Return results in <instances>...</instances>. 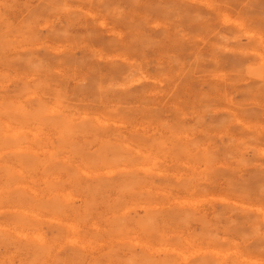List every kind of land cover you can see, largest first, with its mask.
<instances>
[{
	"label": "rangeland",
	"instance_id": "obj_1",
	"mask_svg": "<svg viewBox=\"0 0 264 264\" xmlns=\"http://www.w3.org/2000/svg\"><path fill=\"white\" fill-rule=\"evenodd\" d=\"M0 48V264H264V0H0Z\"/></svg>",
	"mask_w": 264,
	"mask_h": 264
},
{
	"label": "bare ground",
	"instance_id": "obj_2",
	"mask_svg": "<svg viewBox=\"0 0 264 264\" xmlns=\"http://www.w3.org/2000/svg\"><path fill=\"white\" fill-rule=\"evenodd\" d=\"M70 11H71V10H70ZM70 11H69V12H70ZM143 16H144V15H143ZM87 18H88V17H87ZM26 20H27V19H26ZM236 20H237V19H236ZM68 21H69V20H68ZM73 24H74V23H73ZM237 24H238V23H237ZM101 25H102V24H101ZM235 25H236V24H235ZM235 25H234V26H235ZM122 26H123V25H122ZM241 26H242V25L240 24V25L237 26V27L240 28ZM70 27H73V26H70ZM42 28H43V27H42ZM241 28H242V27H241ZM241 28H240V29H241ZM129 31H130V30H129ZM131 32H132V31H131ZM129 33H130V32H129ZM67 34H68V33H67ZM70 34H71V33H70ZM117 34H118V33H117ZM117 34H116V35H117ZM119 34H121V33H119ZM14 35H15V34H14ZM64 36H65V35H64ZM127 36H128V35H127ZM123 37H124V36H123ZM132 37H133V36H132ZM234 37H236V36H234ZM21 38H23V37H21ZM39 38H40V41H41V37H40V36H39ZM127 38H128V37H127ZM2 39H3V38H2ZM12 39H13V38H12ZM94 39H95V38H94ZM124 39H125V38H124ZM15 40H16V37H15ZM20 40H21V39H20ZM24 40H25V39H24ZM24 40H23V42H24ZM86 40H87V39H86ZM114 40H115V39H114ZM139 40H140V38H139ZM81 41H82V40H81ZM127 41H128V40H127ZM137 41H138V40H137ZM2 42H3V41H2ZM14 42H16V41H14ZM88 42H89V41H88ZM125 42H126V41H125ZM16 43H17V42H16ZM16 43H14V45H15ZM91 43H92V42H91ZM114 43H115V42H114ZM20 44H21V43H20ZM20 44H19V45H20ZM27 44H28V43H27ZM29 44H30V43H29ZM67 44H69V43H67ZM2 45H3V44H2ZM7 45L10 46L9 44H6V46H7ZM92 45H93V44H92ZM129 45H130V44H129ZM8 46H7V47H8ZM27 46H28V45H27ZM46 46H47V45H46ZM49 46H50V45H49ZM58 46H59V45H58ZM111 46H112V45L110 44V47H111ZM113 46H114V45H113ZM1 47L4 48L3 46H1ZM7 47H5V48L7 49ZM31 47H32V46H31ZM31 47H30V48H31ZM41 47H42V46H41ZM47 47H48V46H47ZM80 47H81V46H80ZM110 47H109V48H110ZM121 47H123V46H121ZM5 48H4V49H1V48H0V49L4 51ZM32 48H33V47H32ZM112 48H113V47H112ZM125 48H126V47H125ZM20 49H22V48H20ZM54 49H55V48H54ZM132 49H133V48H132ZM224 49H225V48H224ZM224 49H223V50H224ZM13 50H15V49H13ZM30 50H31V49H30ZM49 50H50V49H49ZM62 50H63V48H62ZM122 50H123V49H122ZM125 50H126V49H125ZM125 50H124V51H125ZM51 51H52V50H51ZM53 51H55V50H53ZM98 51H99V50H98ZM32 52H33V51H32ZM111 52H112V51H111ZM127 52H129V51H126V53H127ZM18 53H19V52H18ZM67 53H68V52H67ZM95 53H96V51H95ZM98 53H101V52L99 51ZM118 53H119V52H118ZM132 53H133V52H132ZM4 54H5V53H4ZM121 54H123V51H121ZM14 55H16V54L14 53ZM23 55H24V54H23ZM67 55H68V54H67ZM89 55H90V54H89ZM123 55H124V54H123ZM126 55H127V54H126ZM16 56H17V55H16ZM20 56H21V55H20ZM98 56H99V55H98ZM115 56H116V55H115ZM2 57H3V56H1L0 58H2ZM8 57H9V56H8ZM8 57H7V58H8ZM11 57H12V56H11ZM11 57H10V58H11ZM69 57H70V56H69ZM90 57H91V56H90ZM99 57H101V56H99ZM111 57H113V56H111ZM116 57H117V56H116ZM116 57H115V58H116ZM131 57H132V54H131ZM3 58H4V57H3ZM101 58H102V57H101ZM125 58H126L125 61H127V58H128V57H125ZM125 58H123V59H125ZM135 58H136V57H135ZM18 59H19V58H18ZM22 59H23V56H22ZM25 59H26V58H24V60H25ZM44 59H45V58H44ZM68 59H69V58H68ZM83 59H84V58H83ZM90 59H91V58H90ZM120 59H121V58H120ZM260 59H261V58H260ZM24 60L22 61V63L24 62ZM26 60H27V59H26ZM87 60H88V59H87ZM111 60H112V59H111ZM135 60H136V59H135ZM168 60H169V59H168ZM31 61H32V60H31ZM42 61H43V60H42ZM64 61H65V60H64ZM169 61H170V60H169ZM25 62H26V61H25ZM33 62H35V61H32V63H33ZM37 62L40 63V60L37 61ZM108 62H109V61H108ZM115 62H116V61H115ZM123 62H124V60H123ZM166 62H167V61H166ZM43 63H44V62H43ZM50 63H51V62H50ZM86 63H89V62H86ZM86 63H85V65H86ZM125 63H126V62H125ZM128 63H129V61H128ZM134 63H135V62H134ZM182 63H183V62H182ZM33 64H34V63H33ZM27 65H28V61H27ZM29 65H31V63H30ZM34 65H35V64H34ZM34 65H33V66H34ZM63 65H65V64H63ZM35 66H36V65H35ZM71 66H73V65H71ZM75 66H77V65H75ZM134 66H135V65H134ZM177 66H178V65H177ZM2 67H3V66H2ZM14 67H15V66H14ZM24 67H25V66H24ZM82 67H83V65H82ZM82 67H81V68H82ZM129 67H130V66H129ZM131 67H132V66H131ZM131 67H130V68H131ZM20 68H21V67H20ZM127 68H128V67H127ZM178 68H179V67H178ZM6 69H7V68H6ZM39 69H40V68H39ZM66 69H67V68H66ZM68 69H69V68H68ZM133 70H134V69H133ZM173 70H174V69H173ZM176 70H177V68H176ZM40 71H43V72H44L45 70H40ZM92 71H93V69H92ZM92 71H91V72H92ZM101 71H102V70H101ZM129 71H130V69H129ZM129 71H128V72H129ZM131 71H132V70H131ZM131 71H130V72H131ZM31 72H32V71H31ZM107 72H108V71H107ZM138 72H139V71H138ZM15 73H16V72H15ZM28 73H30V72H28ZM33 73H34V72H33ZM36 73H37V72H36ZM77 73H78V72H77ZM79 73H80V72H79ZM174 73H175V72H174ZM45 74H47V73H45ZM50 74H51V73H50ZM94 74H95V73H94ZM97 74H98V73H97ZM103 74H104V73H103ZM168 74H169V72H168ZM14 75H15V74H14ZM30 75H32V74H30ZM40 75H41V74H40ZM47 75H48V74H47ZM111 75H112V74H111ZM127 75H128V74H127ZM132 75L134 76V74H132ZM166 75H167V74H166ZM175 75H176V74H175ZM2 76H3V75H2ZM33 76H34V75H33ZM42 76H43V75H42ZM79 76H80V75H79ZM115 76H116V75H115ZM122 76L126 77L125 74H124V75L122 74ZM122 76H121V77H122ZM181 76H182V75H181ZM12 77H13V76H12ZM48 77H49V76H48ZM99 77H100V76H99ZM102 77H103V76H102ZM129 77H130V76H129ZM2 78L4 79V77H2ZM5 78H6V77H5ZM14 78H15V77H13L12 79L14 80ZM33 78H35V76H34ZM43 78H44V77H43ZM45 78H47V77H45ZM110 78H111V77H110ZM117 78H118V77H117ZM130 78H132V77H130ZM40 79H41V77H40ZM63 79H64V78H63ZM121 79H122V78H121ZM121 79H120V80H121ZM177 79H178V78H177ZM19 80H20V79H19ZM29 80H30V78L28 79V81H29ZM31 80H32V79H31ZM35 80H36V79H35ZM35 80H34V83H35ZM42 80H43V79H42ZM61 80H62V78H61ZM108 80H109V79H108ZM111 80H112V79H111ZM113 80H115V79H113ZM113 80H112V81H113ZM123 80H124V79H123ZM123 80H122V82H123ZM128 80H129V79H128ZM132 80H133V79H132ZM135 80L137 81L136 78H135ZM14 81H15V80H14ZM40 81H41V80H40ZM43 81H44V80H43ZM45 81H46V79H45ZM45 81H44V82H45ZM47 81H48V80H47ZM62 81H63V80H62ZM64 81H65V80H64ZM72 81H73V80H72ZM98 81H99V80H98ZM112 81H111V82H112ZM117 81H119V80H117ZM175 81H176V80H175ZM107 82H108V81H107ZM111 82H110V83H111ZM7 83H8V82H6V84H7ZM21 83H25V82H24V81H23V82L21 81ZM32 83H33V82H32ZM115 83H116V82H115ZM117 83H118V82H117ZM119 83H121V82H119ZM8 84H9V83H8ZM8 84H7V85H8ZM48 84H49V83H48ZM50 84L53 85L52 83H50ZM50 84H49V86H50ZM74 84H75V83H74ZM131 84H132V83H131ZM236 84H237V83H236ZM2 85H3V84H2ZM2 85H0V88H1ZM7 85H6V86H7ZM28 85H29V84H28ZM31 85H32V84H31ZM31 85H30V86H31ZM42 85H43V84H42ZM122 85H123V84H122ZM3 86H4V85H3ZM3 86H2V87H3ZM8 86H9V85H8ZM20 86H21V85H20ZM22 86H23V85H22ZM66 86H67V85H66ZM95 86H97V85H95ZM108 86H109V85H108ZM120 86H121V85H120ZM128 86H129V85H128ZM35 87H36V86H35ZM62 87L65 89V87H64L63 85H62ZM67 87H68V86H67ZM99 87H100V86H98V88H99ZM122 87H123V86H122ZM122 87H120V88H122ZM125 87H127V86H125ZM7 88H8V87H7ZM24 88H25V86H24ZM32 88H33V87H32ZM47 88H48V87H47ZM102 88H104V87H102ZM107 88H108V87H107ZM118 88H119V87H118ZM53 89H54V87H53ZM58 89H59V88H58ZM58 89H57V90H58ZM60 89H61V88H60ZM69 89H70V88H69ZM99 89H100V88H99ZM111 89H112V88H111ZM122 89H123V88H122ZM24 90H25V89H24ZM36 90H37V89H36ZM39 90H40V89H39ZM54 90H55V89H54ZM66 90H67V89H66ZM106 90H107V89H106ZM106 90H103V92L106 91ZM27 91H28V90H27ZM59 91H60V90H59ZM108 91H109V90H108ZM8 92H9V91H8ZM25 92H26V91H25ZM61 92H63V91H61ZM64 92H65V91H64ZM64 92H63V93H64ZM98 92H99V91H98ZM106 92H107V91H106ZM21 93H22V92H21ZM26 93H28V92H26ZM31 93H32V92H31ZM33 93H34V92H33ZM33 93H32V94H33ZM42 93H43V92H42ZM78 93H80V92H78ZM100 93H101V91H100ZM107 93H108V92H107ZM109 93H110V92H109ZM109 93H108V94H109ZM123 93H124V92H123ZM126 93H128V92H126ZM6 94H8V93H6ZM11 94H12V93H11ZM23 94H24V93H23ZM52 94H53V93H52ZM85 94H86V93H85ZM104 94H105V92H104ZM108 94H107V95H108ZM8 95H9V94H8ZM28 95H29V94H28ZM34 95L36 96V94H34ZM45 95H48V94H45ZM65 95H67V93H65ZM83 95H84V94H83ZM83 95H82V96H83ZM87 95H88V94H87ZM118 95H120V94H118ZM122 95L124 96V94H122ZM126 95H127V94H126ZM11 96H12V95H11ZM14 96H15V95H14ZM17 96H18V95H17ZM17 96H16V97H17ZM19 96H20V95H19ZM26 96H27V95H26ZM84 96H85V95H84ZM104 96H106V94H105ZM108 96H109V97H112V95H111V96L108 95ZM108 96H107V97H108ZM113 96H114V95H113ZM20 97H21V96H20ZM37 97H38V96H37ZM43 97H44V96H43ZM45 97H46V98H49L50 96H49V97H48V96H45ZM102 97H103V94H102ZM109 97H108V98H109ZM120 97H121V96H120ZM38 98H39V97H38ZM52 98H53V97H51V98H49V99H52ZM61 98H62V97H61ZM100 98H101V97H100ZM114 98H116V97H114ZM118 98H119V97H118ZM41 99H42V97H41ZM55 99H56V98H55ZM58 99H59V98H58ZM97 99H98V98H97ZM102 99H103V98H102ZM102 99H100V100H102ZM119 99H120V101H121L122 98H119ZM23 100H24V97H23L22 101H23ZM52 100H53V99H52ZM52 100H50V101H52ZM83 100H85V99H83ZM106 100H107V99L105 98V101H106ZM110 100H111V99H110ZM125 100H126V99H125ZM53 101H54V100H53ZM56 101H57V100H56ZM98 101H99V100H98ZM107 101H109V100H107ZM123 101H124V99H123ZM20 102H21V101H20ZM38 102H39V100H38ZM93 102H94V101H93ZM96 102H97V101H96ZM103 102H104V101H103ZM114 102H115V101H114ZM8 103H9V102H8ZM18 103H19V101H18ZM43 103H44V102H42L41 105H43ZM52 103H53V102H52ZM58 103H59V102H58ZM97 103H98V102H97ZM112 103H113V102H112ZM120 103H121V102H118L117 104L119 105ZM3 104H4V103H3ZM21 104H22V103H21ZM28 104H29V103H28ZM47 104H48V103H47ZM55 104H57V103H55ZM113 104H114V103H113ZM113 104H112V105H113ZM11 105H12V104H11ZM49 105H50V104H49ZM49 105H48V108H49ZM99 105H100V104H99ZM102 105H104V104H102ZM102 105H101V107H102ZM112 105H111V103H110V106H112ZM115 105H116V104H115ZM21 106H22V105H21ZM24 106H25V105H24ZM52 106H55V105L52 104ZM58 106H59V107H62V106H60V105H58ZM58 106H57V109L59 108ZM113 106H114V105H113ZM15 107H16V106H15ZM15 107H14V108H15ZM18 107H19V106H18ZM38 107H39V106H38ZM105 107H106L105 109H107V106H105ZM116 107H119V106H116ZM121 107H122V106H121ZM23 108H24V107H23ZM41 108H43V107H41ZM41 108H40V109H41ZM48 108H47V109H48ZM55 108H56V106H55ZM64 108H65V107H64ZM109 108H110V107H109ZM109 108H108V109H109ZM111 108H112V109H115L114 107H111ZM12 109H13V108H12ZM33 109H34V108H33ZM44 109L46 110V108H44ZM60 109H61V108H60ZM102 109L104 110V108H102ZM117 109H118V108H117ZM7 110H8V109H7ZM13 110H14V109H13ZM15 110H16V109H15ZM34 110H35V109H34ZM49 110H50V109H49ZM58 110H59V109H58ZM58 110H57V111H58ZM93 110H94V109H93ZM99 110H101V108H99ZM99 110H98V111H99ZM118 110H119V109H118ZM120 110H121V109H120ZM16 111H17V110H16ZM32 111H33V110H32ZM37 111H38V109H37ZM43 111H44V110H43ZM43 111H42V112L39 111V112H40V113H43ZM47 111H48V110H46V113H47ZM50 111H51V110H50ZM55 111H56V109H55ZM55 111H54V112H55ZM60 111H61V110H60ZM62 111H63V110H62ZM64 111H65V110H64ZM64 111H63V113H64ZM126 111H127V110H126ZM129 111H130V110H129ZM13 112H14V111H13ZM20 112H21V111H20ZM23 112H24V111H23ZM33 112H35V111H33ZM48 112H49V111H48ZM65 112H66V111H65ZM93 112H94V111H93ZM96 112H97V111H96ZM103 112H104V111H103ZM220 112H221V111H220ZM17 113L20 114L19 112H17ZM26 113H27V112H26ZM90 113H92V112L90 111ZM104 113H105V112H104ZM38 114H39V113H38ZM100 114H101V112H100ZM126 114H127V113H125V115H126ZM1 115H2V114H1ZM21 115H22V114H21ZM44 115H45V114H44ZM60 115H61V113H60ZM63 115H64V114H62L61 117H62ZM66 115H67V113H66ZM104 115H105V114H103L102 116H104ZM39 116H40V114H39ZM41 116H42V115H41ZM68 116H69V115H68ZM76 116H77V115H76ZM102 116H101V117H102ZM105 116H106V115H105ZM126 116H127V115H126ZM128 116H129L130 118H129ZM128 116H127V119H134V118H131L132 115L130 116V115L128 114ZM133 116H135V115H133ZM7 117H8V116H7ZM64 117H65V116H64ZM89 117L93 118V117H97V116H93V117H92V116H89ZM101 117H100V118H101ZM106 117H107V116H106ZM113 117L116 118V116H112V118H113ZM122 117H123V116H122ZM124 117H125V116H124ZM124 117H123V119H124ZM67 118H68V117H67ZM70 118H71V116L69 117V119H70ZM73 118H75V117H72V119H73ZM102 118H103V117H102ZM107 118H108V117H107ZM115 118H114V119H115ZM79 119H80V118H79ZM79 119H78V120H79ZM93 119H95V118H93ZM103 119H105V118H103ZM78 120H77V121H78ZM105 121H106V120H105ZM110 121H111V120H110ZM116 121H118V120H116ZM125 121H129V120H125ZM39 122H40V121H39ZM90 122H91V121H90ZM93 122H94V121H93ZM96 122H97V121H95V123H96ZM114 122H115V121H114ZM114 122H112V123L114 124ZM130 122H132V121L130 120ZM130 122H129V124H131ZM100 123H102V122H100ZM104 123H105V122L103 121V124H104ZM108 123H109V122H108ZM110 123H111V122H110ZM122 123H124V122H122ZM132 123H133V122H132ZM2 124H3V123H2ZM16 124H17V123H16ZM23 124H26V123H23ZM37 124H38V122H37ZM91 124H92V123H91ZM115 124H116V123H115ZM243 124H244V123H243ZM4 125H5V123H4ZM6 125H7V124H6ZM6 125H5V126H6ZM39 125H42V124H39ZM104 125H105V124H104ZM10 126H11V124H10ZM10 126H9V124H8V126H7V130L9 131V134L11 133V138H12V137L15 138L13 135H15L16 137H18V134H19V133H20V134H21V132L24 133V131L26 130V129L24 130L23 127L20 128V127H19L20 125H19V126H15V128H16V127L19 128V129H17V130H13V129H14V126H12L13 129H11ZM24 126H25V125H24ZM42 126H44V125H42ZM56 126H57V124H56ZM56 126H54V131H52V132H54L53 134H55V127H56ZM105 126H106V125H105ZM114 126H115V125H114ZM116 126H118V125H116ZM128 126H129V125H128ZM37 127H38V126H37ZM39 127H40V126H39ZM110 127H111V126H110ZM124 127H125V125H124ZM27 128H28V127H27ZM34 128H35V127H34ZM40 128H41V127H40ZM44 128H45V127H44ZM106 128H109V127L106 126ZM113 128L117 129L116 127H113ZM118 128H119V127H118ZM120 128H121V127H120ZM125 128H126V127H125ZM10 129H11V130H10ZM42 129H43V128H41L40 130L42 131ZM109 129H111V128H109ZM115 129H113V130H115ZM122 129H123V128H122ZM122 129H121V130H122ZM40 130H38V131L41 132ZM47 130H48V129H47ZM57 130H58V129H57ZM119 130H120V129H119ZM123 130H124V129H123ZM27 131L31 132L30 129H27ZM34 131H37V130L34 129ZM61 131H62V130H61ZM61 131H60V132H61ZM25 132H26V131H25ZM39 132H38V133H39ZM42 132H43V131H42ZM42 132H41V133H42ZM44 132H47V131L44 130ZM48 132L50 133V131H48ZM48 132H47V134H48ZM57 132L59 133V130H58ZM63 132L65 133V131H63ZM63 132H62V133H63ZM119 132H121V131H118V135H119ZM122 132H123V131H122ZM125 132H126V130H125ZM133 132H134V131H133ZM38 133H37V134H38ZM41 133H40V134H41ZM115 133H116V132H115ZM5 134H6V133H5ZM31 134H32V136H34L36 133H34V132L32 133V132H31ZM51 134H52V133H51ZM113 135H114V133H113ZM116 135H117V134H116ZM123 135H124V134H123ZM26 136H27V135H26ZM29 136H30V135H29ZM35 136H36V135H35ZM35 136H34V137H35ZM39 136H40V135H39ZM46 136H47V135H46ZM46 136L43 137V135H42V136H40V138L42 137V138L44 139ZM55 136H56V135H55ZM217 136H218V135H217ZM52 137H53V136H52ZM114 137H115V136H114ZM123 137H124V136H123ZM183 137H184V136H183ZM189 137H190V136H189ZM13 138H12V139H13ZM27 138H28V136H27ZM32 138H33V137H32ZM35 138H36V137H35ZM46 138H47V137H46ZM55 138H56V137H55ZM29 139H31V138H29ZM33 139H34V138H33ZM43 139H42V140H43ZM48 139H50V137H49ZM118 139H119V138H118ZM120 139H122L121 136H120ZM31 140H32V139H31ZM31 140H28V141L31 142ZM114 140H115V139H114ZM81 141H82V140H81ZM108 141H110V139H109ZM24 143H25V142H24ZM24 143H23V144H24ZM27 143H28V142H27ZM31 143H32V142H31ZM33 143H34V142H33ZM33 143H32V145H34ZM121 143H122V142H121ZM115 144H116V143H115ZM129 144H131V143H129ZM177 144H178V143H177ZM17 145L20 147L19 144H17ZM42 145H43V144H40L39 146L41 147ZM50 145H51V144H50ZM50 145H49V147H50ZM105 145H106V144H105ZM34 146H35V145H34ZM43 146H44V145H43ZM123 146L125 147V145H123ZM22 147H23V146H22ZM22 147H21V148H22ZM26 147H27V148H26ZM30 147H31V146H29V148H28V146L26 145L24 148L27 149V151L29 152ZM35 147H36V146H35ZM40 147H39V148H40ZM52 147H54V146L51 145V148H52ZM55 147H56V146H55ZM129 147H130V146H129ZM16 148H17V147H16ZM45 148H46V147H45ZM65 148H66V147H65ZM127 148H128V147H127ZM172 148H173V146H172ZM174 148H175V147H174ZM17 149L21 150L20 148H17ZM17 149H16V151H17ZM31 149H32V148H31ZM35 149H36V148H35ZM35 149H34V150H35ZM52 149H53V148H52ZM58 149H59V148H58ZM58 149H56V150L58 151ZM66 149H67V148H66ZM118 149H120L119 146H118ZM123 149H124V148H122V150H121V149H120V150L123 151ZM13 150H15V149H13ZM13 150H12V151H13ZM22 150H23V149H22ZM44 150H46V149H43V152H44ZM59 150H60V149H59ZM126 150L128 151V149H126ZM126 150H124V151L126 152ZM27 151H26V152H27ZM35 151H36V150H35ZM39 151H40V150H39ZM47 151H48V149H47ZM47 151H46V152H47ZM54 151H55V150H54ZM129 151H130V150H129ZM129 151H128V153H129ZM135 151L138 152V150H136V149H135ZM7 152H8V151H7ZM24 152H25V151H24ZM30 152H31V150H30ZM37 152H38V150H37ZM37 152H36V153H37ZM50 152H51V151H50ZM58 152H59V151H58ZM61 152H62V151H61ZM63 152H64V151H63ZM103 152H104V151H103ZM140 152H141V151H140ZM36 153H35V154H36ZM60 154H61V153H60ZM60 154H59V155H60ZM129 154H131V153H129ZM55 155H57V153H55ZM142 155H143V154H142ZM146 155H147V154H146ZM37 156H38V155H37ZM41 156L43 157V155H41ZM41 156H40V157H41ZM130 156H131V155H130ZM130 156H129V157H130ZM104 157H105V155H104ZM143 157H144V156H143ZM71 158H72V157H71ZM117 158H118V157H117ZM67 159H68V158H67ZM155 159H156V158H155ZM158 159H160V158H158ZM38 160H39V159H38ZM41 160H42V159H41ZM41 160H40V161H41ZM69 160H70V159H69ZM106 160H107V158H106ZM122 160H123V159H122ZM160 160H161V159H160ZM44 161H45V163H46V160H44ZM153 161H154V160H153ZM41 162H42V161H41ZM47 162H48V161H47ZM69 162H71V160H70ZM116 162H117V161H116ZM116 162H115V163H116ZM5 163H6V162H5ZM36 163H37V160H36ZM64 163H65V162H64ZM10 164H11V162H10ZM17 164H18V163H16V165H17ZM119 164H120V162H119ZM122 164H123V163H122ZM2 165H3V164H2ZM14 165H15V163H14ZM44 165H45V164H44ZM115 165H116V164H115ZM123 165H124V164H123ZM9 166L12 167V165H9ZM186 166H187V165H186ZM21 167H22V165H20V169H23V168H24V167H23V168H21ZM40 167H41V166H40ZM40 167H39V168H40ZM124 167H125V166H124ZM128 167H129V166H128ZM12 168H14V167H12ZM42 168H43V165H42ZM42 168H40V169H42ZM15 169H16V168H15ZM120 169L123 170L122 168H120ZM135 169H136V168H135ZM141 169H143V168H141ZM147 169H148V168H147ZM10 170H11V169H10ZM16 170L20 171L19 169H16ZM25 170H26V169H24V171H25ZM28 170H29V169H28ZM28 170H27V171H28ZM30 170H31V169H30ZM30 170H29V172H30ZM35 170H38V169H35ZM35 170H34V171L31 170V171H32V172H35ZM80 170H81V172H80ZM124 170H126V169H124ZM149 170H150V169H149ZM149 170H148V171H149ZM27 171H25V172L27 173ZM40 171H42V170H40ZM78 171H79V173L83 174V173H82V169H79V168H78ZM113 171H115V170H113ZM126 171H127V170H126ZM128 171H129V170H128ZM10 172H12V171H10ZM16 172H17V171H16ZM29 172H28V175L30 176ZM44 172H46V171H44ZM56 172H57V171H56ZM83 172H84V170H83ZM143 172H144V171H143ZM146 172H147V170H146ZM23 173H24V172L22 171L21 174H23ZM26 173H25V174H26ZM36 173H38V172H36ZM36 173H35V174H36ZM46 173H47V172H46ZM50 173H51V172H50ZM53 173H54V172H53ZM94 173H95V172H94ZM94 173H93V174H94ZM98 173H99V172H97V174H98ZM106 173H107V174L110 173L109 170H107ZM159 173H160V172H159ZM159 173H158V174H159ZM32 174H34V173H32ZM35 174H34V175H35ZM39 174H40V173H39ZM56 174H58V173H56ZM56 174H55V175H56ZM86 174H88V173H86ZM123 174H124V173H123ZM28 175H26V176H27L26 178H28ZM34 175H33V177H35ZM40 175H41V174H40ZM45 175H46V174H45ZM45 175H44V176H45ZM50 175H51V174H50ZM53 175H54V174H53ZM94 175H95V174H94ZM117 175H118V174H117ZM31 176H32V175H31ZM41 176H42V175H41ZM47 176H49V174H48ZM87 176H88V175H87ZM89 176H90V175H89ZM118 177H120V176H118ZM121 177H122V176H121ZM123 177H124V176H123ZM128 177H129V176H128ZM31 178H32V177H31ZM31 178L29 177V180H30ZM36 178H37V177H36ZM39 178H40V177H39ZM44 178H45V177H44ZM132 178H133V177H132ZM139 178H140V177H139ZM139 178H137V179H139ZM34 179H35V178H34ZM37 179H38V178H37ZM40 179H41V178H40ZM40 179H39V180H40ZM55 179H56V177H55L53 180H55ZM116 179H117V178H116ZM127 179H128V178H127ZM127 179H126V180H127ZM140 179H142V178H140ZM177 179H178V178H177ZM21 180H22V179H21ZM27 180H28V179H27ZM27 180H26V181H27ZM29 180H28V181H29ZM31 180H32V179H31ZM31 180H30V181H31ZM47 180H48V179H47ZM134 180H135V178H134ZM22 181H23V180H22ZM28 181H27V182H28ZM93 181H94V180H93ZM97 181H98V180H97ZM118 181H120V179H119ZM123 181H124V180H123ZM129 181H130V180H129ZM135 181H136V180H135ZM140 181H141V180H140ZM8 182H9V181H8ZM14 182H15V181H12V182H10V183H14ZM23 182H24V181H23ZM46 182H47V181H46ZM124 182H125V181H124ZM38 183H39V182H38ZM47 183H48V182H47ZM85 183H86V182H85ZM98 183H99V182H98ZM111 183H112V182H111ZM111 183H110V184H111ZM117 183H119V182H117ZM121 183H122V182H121ZM6 184H7V186H8V183H6ZM20 184H21V183H20ZM30 184H32V183H30ZM73 184H74V182H73ZM83 184H84V183H83ZM93 184H94V183H93ZM125 184H126V182H125ZM4 185H5V183H4ZM9 185H10V184H9ZM84 185H85V184H84ZM84 185H82V187H83ZM95 185H96V184H95ZM98 185H99V184H98ZM127 185H129V184H127ZM132 185H134V184H132ZM10 186H11V185H10ZM12 186H13V185H12ZM16 186H17V184H16ZM16 186H15V187H16ZM23 186H24V185H23ZM29 186H30V185H29ZM88 186H89V185H88ZM90 186H92V185H90ZM118 186H119V184H118ZM5 187H6V186H4V188H5ZM24 187H28V186H26V184H25ZM123 187H124V186H123ZM6 188H7V187H6ZM6 188H5V189H6ZM9 188H10V187H9ZM20 188H21V187H20ZM33 188H34V190H35V187H33ZM74 188H75V186H74ZM112 188H113V187H112ZM127 188H128V187H127ZM24 189H25V188H24ZM28 189H31V188H26V190H28ZM81 189H82V188H81ZM109 189H110V188H109ZM0 190L2 191V189H0ZM10 190H11V189H10ZM10 190L8 189L7 191H10ZM55 190H57V189H55ZM23 191H24V190H23ZM31 191H33V189H32V190H29V192H31ZM82 191H83V189H82ZM29 192H27V193L29 194ZM35 192H37V189H36ZM35 192H34V194H33V193H32V194L35 195ZM38 192L40 193V191H38ZM38 192H37L36 194H38ZM44 192L46 193L47 191H44ZM53 192H54V191H53ZM53 192H52V193H53ZM102 192H103V191H102ZM57 193H58V192H57ZM57 193L55 192V196H56ZM156 193H157V192H156ZM0 194H1V193H0ZM53 194H54V193H53ZM162 194H163V193H162ZM58 195H59V194H58ZM167 195H168V194H167ZM3 196H4V195H3ZM82 196H83V195H82ZM89 196H90V195H89ZM59 197L61 198V195H59ZM83 197H85V196H83ZM34 198H35V197H34ZM39 198H40V196H39ZM39 198H38V199H39ZM80 198H81V197H80ZM80 198H79V199H80ZM86 198H87V197H86ZM40 199H41V198H40ZM76 199H77V198H76ZM77 200H78V199H77ZM199 200H200V199H199ZM176 201H177V200H176ZM222 201L224 202L225 200H222ZM226 201H227V200H226ZM227 202H228V201H227ZM227 202H225V203H227ZM94 203H95V200H94ZM199 203H200V202H199ZM32 204H34V203H32ZM36 204H37V203H36ZM104 204H105V203H104ZM104 204H103V205H104ZM79 205H80V204H79ZM83 205H84V204H83ZM85 205H86V204H85ZM100 205H101V204H100ZM103 205L101 206L102 208L105 207L106 204H105L104 206H103ZM108 205H109V204H107L106 206H108ZM194 205H195V204H194ZM234 205H235V203H234ZM236 205H237V204H236ZM12 206H13V205H12ZM110 206H111V204H110ZM0 207L3 208V206H0ZM5 207H6V206H5ZM8 207H9V206H8ZM8 207H7V208H8ZM15 207H16V206H15ZM15 207L13 208V210L16 209V208H17V209H20V207H21V210H20V211H22V206H20V207L17 206L16 208H15ZM24 207H26V206H24ZM27 207H28V208H27L28 210L31 208V207L29 208V206H27ZM62 207H65V206H62ZM81 207H82V206H81ZM165 207H166V206H165ZM10 208H11V207H10ZM10 208H9V209H10ZM65 208H67V207H65ZM65 208H64V211L67 212V209H65ZM68 208H69V207H68ZM105 208H106V207H105ZM112 208H113V207H112ZM112 208H111V209H112ZM204 208H205V207H204ZM69 209H71V208H69ZM69 209H68V210H69ZM74 209H76V208H74ZM82 209H84V208H82ZM86 209H87V208H86ZM97 209H98V208H97ZM106 209H107V208H106ZM2 210H3V209H2ZM4 210L6 211V209H4ZM13 210H12V208H11V211H13ZM98 210H99V209H98ZM98 210H97L96 212H98ZM261 210H262V209H261ZM11 211H10V212H11ZM17 211H18V210H17ZM29 211L32 212V211H34V210H31V209H30ZM41 211H43V210H41ZM60 211H61V210H60ZM84 211H85V210H84ZM104 211H105V210H104ZM157 211H158V210H157ZM157 211H155V212H157ZM13 212H14V211H13ZM15 212H16V211H15ZM36 212H37V211H36ZM43 212H44V211H43ZM45 212H48V211H45ZM57 212H59V211H57ZM62 212H63V210H62ZM69 212H70V211H69ZM69 212H68V213H69ZM82 212H83V211H82ZM82 212H81V213H82ZM107 212H108V211H107ZM147 212H148V211H147ZM150 212H151V211H150ZM155 212H154V213H155ZM3 213H4V212H3ZM17 213H18V212H17ZM23 213H24V212H23ZM23 213H22V212L19 213V216H18V217H19V218H18L19 220H18V221H20V222H23V221L25 220V218H26V217H25V213H24V214H23ZM29 213H30V212H29ZM70 213H71V212H70ZM76 213H80V212H78V210H77ZM81 213H80V214H81ZM105 213H106V212H105ZM125 213H126V212H125ZM154 213H153V214H154ZM157 213H158V212H157ZM159 213H160V212H159ZM33 214H35V213H33ZM82 214H83V213H82ZM155 214H156V213H155ZM36 215H38V214H35V218L37 217ZM69 215H70V214H69ZM158 215H159V214H158ZM1 216H2V215H1ZM40 216H41V215H40ZM90 216H91V215H90ZM96 216H97V215H96ZM98 216H100V215H98ZM101 216H102V215H101ZM160 216H161V215H159V217H160ZM24 217H25V218H24ZM91 217H92V216H91ZM106 217H107V216H106ZM106 217H105V218H106ZM110 217H112V216H110ZM162 217H163V216H162ZM87 218H88V217H87ZM96 218H97V217H96ZM103 218H104V216H103ZM148 218H149V217H148ZM154 218H155V217H154ZM156 218H157V217H156ZM156 218H155V220H159V218H157V219H156ZM43 219H44V218H43ZM48 219H49V218H48ZM80 219H82V218H80ZM99 219H100V218H99ZM109 219H110V218H109ZM112 219H113V218H112ZM152 219H153V218H152ZM39 220H42V219H39ZM53 220H54V219H52V220L50 219V222H52ZM76 220H77V219H75V222H74V223H77ZM95 220H96V219H95ZM148 220L150 221V219H148ZM148 220H147V222H149ZM0 221H1V220H0ZM45 221H46V223H47V220H45ZM48 221H49V220H48ZM54 221H55V220H54ZM59 221L61 222V223H59V224H61V225L64 224V223H62L61 220H59ZM59 221L54 222L55 225H56V223L59 222ZM65 221H66V220H65ZM86 221H87V220H86ZM99 221H100V220H99ZM152 221H153V220H152ZM152 221H150V222L152 223ZM3 222H5V221H3ZM40 222H41V221H40ZM68 222H69V221H68ZM84 222H85V220H84ZM93 222H98V221H93ZM93 222H92V223H93ZM105 222H106V221H105ZM132 222H133V221H132ZM155 222H156V221H155ZM161 222H162V221H161ZM168 222H169V221H168ZM0 223H1V222H0ZM9 223H10V222H9ZM9 223H8V224H9ZM11 223H12V222H11ZM74 223H71V222H70L69 224H67V222H66L65 225H69V226H71V225H73ZM90 223H91V222H90ZM90 223H88V224H89L88 226L91 228ZM106 223H107V222H106ZM133 223H134V222H133ZM151 223H150V224H151ZM156 223H157V222H156ZM162 223H163V222H162ZM166 223H167V222H166ZM3 224H4V223H3ZM5 224H6V223H5ZM5 224H4V227H3V228H5V226L7 225V224H6V225H5ZM13 224H14V223H13ZM47 224H48V223H47ZM47 224H46V225H47ZM102 224H103V223H102ZM163 224H164V223H163ZM170 224H171V223H170ZM61 225H60V226H61ZM92 225H93V224H92ZM98 225H99V224H98ZM100 225H101V224H100ZM100 225H99V226H100ZM105 225H106V224H105ZM107 225H108V224H107ZM107 225H106V227H107ZM129 225L131 226V224H129ZM132 225H133V224H132ZM134 225H135V224H134ZM158 225H159V224H158ZM0 226H1V225H0ZM8 226H9V225H8ZM18 226H19V225H18ZM42 226H43V225H42ZM56 226H57V225H56ZM69 226H68L67 228H69ZM108 226H109V225H108ZM160 226H161V225H160ZM64 227H65V226H64ZM94 227H95V229H93V231L96 230V227H98V226H97L96 224H94V225L92 226V228H94ZM128 227H129V226H128ZM135 227H136V226H135ZM137 227H138V226H137ZM162 227H163V226H162ZM166 227H167V226H166ZM39 228H41V227H39ZM47 228H48V225H47ZM77 228H78V227H77ZM90 228H88V230H92V228H91V229H90ZM98 228H99V230H100V227H98ZM109 228H111V227H109ZM123 228H124V227H123ZM125 228H126V227H125ZM151 228H153L152 225H151ZM154 228H155V225H154ZM154 228H153V229H154ZM163 228H164V227H163ZM5 229H7V228H5ZM25 229L29 230L28 228H25ZM30 229H32V228H30ZM34 229H35V228H34ZM104 229H105V228H104ZM126 229H127V228H126ZM136 229H137V228H136ZM156 229H157V227H156ZM159 229H161V228L159 227L157 230L159 231ZM166 229H167V228H166ZM32 230H33V229H32ZM35 230H36V229H35ZM69 230H71V229L69 228ZM69 230H68V232H69ZM74 230H76L75 227H74ZM99 230H98V231H99ZM106 230H107V229H106ZM124 230H125V229H123V231H124ZM133 230H134V227H133ZM157 230H156V231H157ZM10 231L12 232V230H10ZM14 231H15V230H14ZM14 231H13V232H14ZM36 231H37V232H35V233H39V232H38V228H37ZM55 231H56V229H55ZM71 231H72V230H71ZM71 231H70V232H71ZM154 231H155V230H154ZM162 231H164V230L161 229L160 232H162ZM11 232H10V233H11ZM41 232H42V231H41ZM51 232H52V231H51ZM94 232H97V231H94ZM160 232H157V233L159 234ZM17 233H18V234L15 235V236H17V237H18V236H21V233H22V235L24 234L23 231H22L21 233H20V232H17ZM27 233H28V232H26V234H27ZM32 233H33V231H32ZM32 233H30V234L32 235ZM42 233H43V232H42ZM72 233H75V231H74V232L72 231ZM157 233H156V234H157ZM162 233H163V232H162ZM166 233H167V231L165 232V234H166ZM14 234H15V232H14ZM19 234H20V235H19ZM26 234H25V235H26ZM44 234H45V233H44ZM66 234H67V233H66ZM68 234H69V233H68ZM68 234H67V235H68ZM100 234H101V233H100ZM102 234H103V233H102ZM132 234H134V233H132ZM27 235H28V234H27ZM39 235H40V234H39ZM61 235H62V234H61ZM64 235H65V234H64ZM67 235H65V236H67ZM75 235H76V234H75ZM75 235H74V238L76 239ZM98 235H99V234H98ZM175 235H176V234H175ZM50 236H52V235H50ZM77 236H78V235H77ZM92 236H94V233H93V232H92ZM92 236H91V239L93 238ZM103 236L105 237V235H103ZM106 236L108 237L109 235H106ZM156 236H157V235H156ZM10 237H11V236H10ZM13 237H14V236H13ZM21 237H22V236H21ZM21 237H20V238H21ZM40 237H41V236H40ZM89 237H90V236H89ZM95 237H96V236H94V238H95ZM98 237H99V236H97V238H98ZM104 237H103V238H104ZM107 237H105V239H106ZM157 237H159V236H157ZM180 237H181V236H180ZM18 238H19V237H18ZM22 238H23V237H22ZM35 238H37V237H35ZM35 238H33V239H35ZM38 238H39V237H38ZM50 238H53V236L50 237ZM56 238H57V237H56ZM58 238H59V237H58ZM58 238H57V239H58ZM61 238H62V237H61ZM78 238H79V237H78ZM78 238H77V239H78ZM86 238H88V237H86ZM101 238H102V237H101ZM160 238H161V237H160ZM162 238H164V237H162ZM2 239H3V238H2ZM9 239H10V238H9ZM12 239H14V238H12ZM24 239H25V238H24ZM24 239H23V240H24ZM31 239H32V238H31ZM41 239H42V238H41ZM95 239H96V238H95ZM98 239H99V238H98ZM98 239H97V240H98ZM28 240H29V239H28ZM35 240H36V239H35ZM42 240H43V239H42ZM49 240H50V239H49ZM49 240H48V241H49ZM58 240H59V239H58ZM71 240H72V239H71ZM78 240H79V239H78ZM188 240H189V239H188ZM40 241H41V240H40ZM40 241H38V242H40ZM51 241H52V240H51ZM56 241H57V240H56ZM66 241H67V242L70 241V238H68ZM154 241H155V240H154ZM42 242H43V241H42ZM78 242H81V241L79 240ZM86 242H87V241H86ZM92 242H93V240H92ZM144 242H145V241H144ZM148 242H149V241H148ZM152 242H153V241H152ZM155 242H156V241H155ZM157 242H159V240H158ZM45 243H46V242H45ZM71 243H72V242H71ZM76 243H77V241H75V244H76ZM134 243H135V242H134ZM134 243H133V245H134ZM138 243H139V242L136 241V244H135V245H137ZM146 243H147V242H146ZM153 243H154V242H153ZM161 243L163 244V241H162ZM46 244H47V243H46ZM48 244H49V243H48ZM72 244H73V243H72ZM83 244H84V243H83ZM87 244H88V242H87ZM141 244H142V243H141ZM141 244L139 245L140 247H142ZM143 244H144V247H147V246H145V243H143ZM62 245H64V244H62ZM73 245H74V244H73ZM77 245H79V243H78ZM81 245H82V242H81ZM89 245H91V244L89 243ZM135 245H134V246H135ZM147 245H149V243H148ZM153 245H154V244H153ZM164 245H166L165 242H164ZM49 246H50V248L53 247L52 245H49ZM83 246H84V245H83ZM137 246H138V245H137ZM85 247H86V246H85ZM140 247H139V249H140ZM144 247H143V248H144ZM80 248H81V247H80ZM82 248L84 249V247H82ZM92 248H93V247H92ZM92 248H91V249H92ZM108 248H109V247H108ZM147 248H148V247H147ZM158 248H159V250L161 249L160 247H158ZM168 249H169V248H168ZM213 249H214V248H213ZM143 250H144V249H143ZM143 250H141V251H143ZM148 250H149V249H147L146 251H148ZM153 250H154V248H153ZM161 250H164V248H162ZM165 250H166V249H165ZM8 251H9V250H8ZM35 251H36V250H34V249H28V250H27V254L30 252V253H32V255L34 256V255L36 254ZM48 251H49V250H48ZM91 251H92V250H91ZM146 251H145V253H146ZM156 251H157V250H156ZM170 251H171V250H170ZM195 251H196V250H195ZM195 251H193V252H195ZM3 252H5V249H4ZM55 252H56V251H55ZM100 252H101V251H100ZM202 252H203V251H202ZM202 252H201V250H198V252H196V256H197V255H200ZM1 253H2V251H1ZM9 253H10V252H9ZM13 253H14V252H13ZM18 253H19V252H18ZM21 253H22V252H21ZM30 253H29V254H30ZM47 253H48V252H47ZM122 253H123V252H122ZM148 253H151V251H150V252H147V254H148ZM154 253H156V255L159 256V251H158V254H157V252H154ZM160 253H162V252H160ZM209 253H210V252H209ZM3 254H4V253H3ZM5 254H6V252H5ZM7 254H8V253H7ZM16 254H17V252H16L15 254H13V256L16 255ZM22 254H24V253H22ZM29 254L26 255L27 258L29 257ZM44 254H45V253H44ZM55 254H56V253H55ZM123 254H126V253H123ZM194 254H195V253H193V255H194ZM11 255H12V253L10 254V257H13V256H11ZM38 255H40V254H38ZM149 255H150V254H149ZM190 255H191V254H190ZM190 255H189V256H190ZM193 255H191V256H193ZM19 256H21V255H19ZM23 256H24V255H23ZM41 256H42V255H41ZM41 256H40V257H41ZM43 256H44V255H43ZM56 256H57V255H56ZM65 256H66V255H65ZM104 256H105V255H104ZM124 256H126V255H124ZM158 256H156V258H157ZM164 256H165V255H164ZM241 256H242V255H241ZM24 257H25V256H24ZM40 257H38V260H39ZM47 257H48V256H47ZM57 257H58V256H57ZM57 257H56V258H57ZM98 257H99V256H98ZM165 257H166V256H165ZM16 258H19V257L17 256V257H15V259H16ZM27 258H26V259H27ZM53 258H54V256H53ZM102 258H103V257H102ZM122 258H123V257H122ZM151 258H152V255H151ZM158 258H159V257H158ZM166 258H168V255H167ZM172 258H173V257H172ZM6 259H7V258H6ZM12 259H14V258H12ZM20 259H21V258H20ZM26 259H25V260H26ZM40 259H41V258H40ZM43 259H44V257H43ZM43 259H42L41 261H39V262H40L39 264H41L42 261L46 260L47 258L44 259V260H43ZM57 259H58V258H57ZM57 259H56V261H57ZM96 259H97V258H96ZM163 259H164V257H163ZM170 259H171V258H170ZM186 259H188V258H186ZM17 260H19V259H17ZM22 260H23V259H22ZM25 260H24V261H25ZM27 260H28V259H27ZM27 260H26V261H27ZM47 260H48V259H47ZM64 260H65V258H64ZM86 260H88V259H86ZM99 260H100V258L98 259V261H99ZM112 260H113V259H112ZM147 260H148V259H147ZM151 260H152V259H150V261H151ZM178 260H180V259H178ZM5 261H6V260H5ZM12 261H14V260H12ZM19 261H20V260H19ZM28 261H29V262H32V264H35V260H32V258H31V260L29 259ZM33 261H34V263H33ZM48 261H51V260H48ZM56 261H55V263H56ZM103 261H104V260L102 259L101 262H103ZM113 261H114V260H113ZM113 261H112V263H113ZM132 261H133V259H132ZM134 261H135V259H134ZM145 261H146V259H145ZM156 261H157V259H156ZM156 261H155V262H156ZM165 261H166V260H165ZM167 261H168V260H167ZM167 261H166V264H171V263L169 262V261H171V260H169L168 262H167ZM172 261H173V260H172ZM176 261H177V260H176ZM253 261H254V260H253ZM46 262H47V261H46ZM59 262H60V261H59ZM65 262H66V261H65ZM105 262H106V261H105ZM107 262H108V261H107ZM109 262H110V260H109ZM151 262H152V261H151ZM173 262H175V261H173ZM216 262H217V261H216ZM221 262H222V261H221ZM236 262H237V261H236ZM22 263H23V262H22ZM86 263H87V262H86ZM86 263H85V264H86ZM103 263H104V262H103ZM116 263H117V262H116ZM116 263H115V264H116ZM232 263H233V262H232ZM232 263H230V264H232ZM24 264H25V262H24ZM36 264H38V263L36 262ZM44 264H45V263H44ZM57 264H58V263H57ZM60 264H61V263H60ZM63 264H64V263H63ZM65 264H69V263H65ZM93 264H94V263H93ZM101 264H102V263H101ZM140 264H141V263H140ZM154 264H155V263H154ZM172 264H173V263H172ZM174 264H198V262H197V263H194V262H192V263H188V262H186V261H184V262H181V261H180V263H177V262H176V263H174ZM217 264H220V262L217 263ZM234 264H235V263H234ZM243 264H245V263L243 262Z\"/></svg>",
	"mask_w": 264,
	"mask_h": 264
}]
</instances>
